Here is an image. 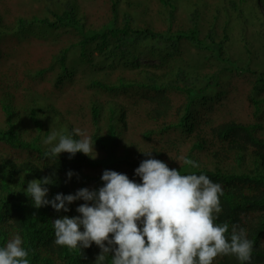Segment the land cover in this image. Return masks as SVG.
I'll list each match as a JSON object with an SVG mask.
<instances>
[{
	"label": "trees",
	"instance_id": "trees-1",
	"mask_svg": "<svg viewBox=\"0 0 264 264\" xmlns=\"http://www.w3.org/2000/svg\"><path fill=\"white\" fill-rule=\"evenodd\" d=\"M0 5V247L20 234L30 264H96L94 243L82 253L54 243L52 221L78 215L83 201L58 213L15 191L42 177L53 179L49 199L99 188L106 169L139 181L143 151L219 183L215 222L246 229L251 264H264V0H16V12L9 0ZM237 92L247 120L226 105ZM74 128L91 137L97 156L45 158L43 139ZM213 264L240 261L220 255Z\"/></svg>",
	"mask_w": 264,
	"mask_h": 264
},
{
	"label": "clouds",
	"instance_id": "clouds-1",
	"mask_svg": "<svg viewBox=\"0 0 264 264\" xmlns=\"http://www.w3.org/2000/svg\"><path fill=\"white\" fill-rule=\"evenodd\" d=\"M43 144L48 146L43 154L47 159L61 153H68L70 159L77 153L97 156L95 143L79 128L68 135L52 131ZM140 152L147 158L134 170L139 181L106 169L99 188L84 187L49 199L53 179L42 177L15 192H23L37 209L51 206L58 213L83 201L75 209L78 215L52 221L54 243L81 253L94 243L101 250L96 264H106L109 256L111 264H213L220 255L251 264L254 242L246 229L234 224L229 231L228 224L215 222L222 211V186L203 173L170 169L153 152ZM184 163L199 167L188 158ZM66 175L70 180L74 173L70 170ZM23 244L20 234L8 239L0 247V264H30Z\"/></svg>",
	"mask_w": 264,
	"mask_h": 264
},
{
	"label": "rangeland",
	"instance_id": "rangeland-1",
	"mask_svg": "<svg viewBox=\"0 0 264 264\" xmlns=\"http://www.w3.org/2000/svg\"><path fill=\"white\" fill-rule=\"evenodd\" d=\"M26 1V0H24ZM9 4H10V9H12L14 12H16L17 10H20V6L16 5V0H14V2L12 3L11 0H9ZM5 7L3 5H0V11H4ZM39 45V43H38ZM37 45V46H38ZM27 46L26 42H23L21 47H25ZM37 52V50H36ZM35 51H33L32 54H34ZM19 56V55H17ZM29 55H23V58H27ZM30 57V56H29ZM9 61V66L13 67V68H17L15 66V62L11 59L8 60ZM226 105L228 106V110H231L232 115L234 116L235 119H240V120H247L249 118V116L247 115V112H249V108L246 105V100H245V96L242 92H237L234 93L230 96L229 100H225ZM222 115L221 112H219V110H216L214 113V117L216 118H220Z\"/></svg>",
	"mask_w": 264,
	"mask_h": 264
}]
</instances>
